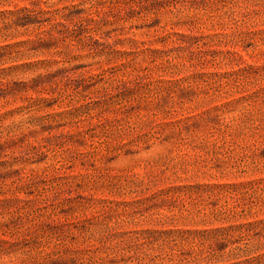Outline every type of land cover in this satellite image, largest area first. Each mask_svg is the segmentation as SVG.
Segmentation results:
<instances>
[{
    "label": "rangeland",
    "instance_id": "obj_1",
    "mask_svg": "<svg viewBox=\"0 0 264 264\" xmlns=\"http://www.w3.org/2000/svg\"><path fill=\"white\" fill-rule=\"evenodd\" d=\"M0 264H264V0H0Z\"/></svg>",
    "mask_w": 264,
    "mask_h": 264
}]
</instances>
